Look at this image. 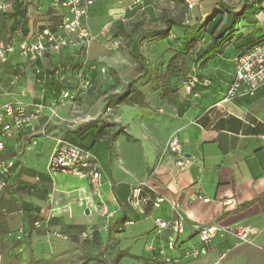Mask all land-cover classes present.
Instances as JSON below:
<instances>
[{"label": "crops", "instance_id": "1", "mask_svg": "<svg viewBox=\"0 0 264 264\" xmlns=\"http://www.w3.org/2000/svg\"><path fill=\"white\" fill-rule=\"evenodd\" d=\"M3 1L9 4L6 12H0L3 43L29 39L46 26L53 28L61 19L60 11L48 7L49 0ZM133 3L134 0H94L89 6L87 24L95 39L89 48L84 80L100 78L99 67L113 62L104 51L110 44L107 34L118 19L129 23L141 17L142 10ZM194 13L197 19L204 16L202 9L192 10L190 17L194 18ZM227 15L222 9L213 12L212 19L222 17L215 33L227 25ZM160 16L168 17L167 11H150L149 17ZM209 23L208 20L203 28L207 33ZM263 23L264 0L247 6L245 14L233 20L232 25L234 29L244 25L243 36L254 38L262 35ZM147 27L150 26L143 28ZM242 39L232 35L215 50L217 57H202L192 63L193 71L187 80L195 76L197 83L191 91L180 88L161 94L147 92L144 103L129 104L135 109L131 111L126 103L118 105L115 110L110 109L109 119L122 126L124 132L111 140L109 135L93 138L91 150L102 168L103 199L118 208L108 229L132 225V235L140 239L123 260L143 253L146 242L153 239L154 218H173L175 205L186 219L182 247L198 246L193 223L246 224L253 231L245 242L236 243L230 235L217 236L204 254L193 256L179 251L177 262L166 263L157 255L148 264H264V85L252 96L221 102L234 71V59L240 52L237 43ZM155 43L150 45L156 47ZM79 61L81 57L74 48L46 52L35 61L18 52L9 53L0 64V107L12 100L29 107L59 100L63 90L60 79L77 81L75 73L62 75L64 66H77ZM84 110L87 119H94L104 110L103 101L85 106ZM45 122L42 116L35 123L36 128ZM130 125L137 130L132 131ZM49 128L53 135L36 136L35 145L29 144V133L24 128L5 140L0 158H13L15 163L9 184L0 193V209L7 214L2 220L10 231L28 228L38 219L53 230L66 233L94 228L97 222L103 224L93 209L89 215L83 212L85 197L90 194L87 178L48 171V159L55 145L53 122ZM173 136L179 139L183 154L191 161L183 170L178 169L175 156L165 149ZM139 182L145 183L143 192L150 199L163 198L159 207L143 205L140 212L130 208V186ZM202 197L209 200L202 201ZM129 220L131 224L126 223ZM161 241L157 238L154 242L159 245ZM137 260L135 263L140 264Z\"/></svg>", "mask_w": 264, "mask_h": 264}, {"label": "rangeland", "instance_id": "2", "mask_svg": "<svg viewBox=\"0 0 264 264\" xmlns=\"http://www.w3.org/2000/svg\"><path fill=\"white\" fill-rule=\"evenodd\" d=\"M188 1L192 2V7L188 6L187 0H140V3L134 0L133 5L138 4L136 9L143 12L141 17L129 23L118 19L111 25L110 33H106L110 44L109 49L104 51L113 58L112 63L102 65L106 67V73L102 74L98 70L100 78L97 76L96 79L85 80L81 87L78 81L66 77L60 79L62 85L71 86L68 89L63 87L69 94L67 97L60 96L54 113L44 112L46 122L33 135L29 134V144L35 145L38 135H53L49 128L52 122L56 132L52 136L55 142L60 139L91 149V142L97 136L109 135L110 140L113 139L115 131L122 126L109 119L110 109L115 110L118 105L126 103L130 111L135 110L129 105L134 104L129 96H135L138 103H144L148 99L145 97L147 92L161 94L169 89L186 90L187 78L194 67L192 63H197L202 57L206 60L217 57L212 35L203 29L207 21L212 19L213 12L219 9L238 11L243 5L249 7L263 0ZM153 8L167 11L168 17H149ZM194 9H202L204 16L197 19L194 13L195 17H190ZM139 26H142V30L137 36ZM151 43H155L156 47ZM86 64L79 61L77 66H64L62 75L70 72L77 76L81 68L85 73ZM125 91H129L125 100L116 101L115 95ZM98 100L103 101L104 110L98 117L87 119L84 107H91ZM129 127L134 132L137 130L133 125ZM86 209L87 205L84 213ZM4 217H7L6 211L0 209V264H137L134 259H139L137 262L140 264H148L158 257L148 248L149 242H146V249L141 255H130L123 260V256L133 248V243L140 240L132 235V225L108 229L97 222L95 229L90 228L94 229L92 234L84 237L81 232L88 229L73 233L56 231L40 219L28 228L10 231L2 220ZM127 239H131L130 242Z\"/></svg>", "mask_w": 264, "mask_h": 264}, {"label": "built area", "instance_id": "3", "mask_svg": "<svg viewBox=\"0 0 264 264\" xmlns=\"http://www.w3.org/2000/svg\"><path fill=\"white\" fill-rule=\"evenodd\" d=\"M93 1L49 0L48 7L60 11L59 23L53 28L46 26L31 38L19 42L9 40L7 43H3L0 40V63L12 52H18L20 56L35 61L46 52L57 53L64 48H74L78 50V55L84 65L88 61L90 45L95 39V35L87 24L89 6ZM136 1L140 3V0ZM187 3L189 7H192V2L187 0ZM8 7L7 2L0 0V12H6ZM101 33L105 35L107 31ZM99 71L105 74L107 69L105 66H100ZM83 75V68H81L77 73L80 87L85 81ZM195 83H197L195 76L189 78L186 90L191 91ZM263 85L264 41L253 45L235 57L234 71L221 102H227L239 96H252ZM68 94L67 89L62 90L61 97H67ZM57 105L56 99L50 100L48 103L37 102L30 107L19 100L3 104L0 107V152L4 148L5 140L20 129L24 128L30 135H33L37 130L35 123L45 111L54 113ZM165 149L175 156V164L178 169L183 170L190 165L191 161L183 154L181 143L176 136L169 139ZM14 163L13 158H0V193L9 184ZM47 169L52 173L62 172L87 178L90 186V194L85 197L88 210L90 211L91 208L96 212L97 216L102 219L104 227H108L115 219L118 208L112 207L103 199L102 168L98 157L91 149L57 139L48 159ZM144 185V182L132 184L127 196V204L131 209L139 212L143 205L156 208L163 201L161 196L150 199L144 194ZM208 200L209 198L202 197V201ZM172 209L175 213L173 218L165 219L160 216L154 218V235L152 241L148 243V248L155 251L166 263L177 262L179 251L185 255L193 256L206 253L207 245L217 236L230 235L235 238L236 243H241L248 241L253 231L252 227L246 224L193 223L191 226L197 236L198 246L182 247L186 219L175 205H172ZM37 223L35 222V224ZM126 223L131 224L132 221L129 220ZM93 231L92 228L81 232V234L84 237H89ZM157 238L162 239L159 245L154 242Z\"/></svg>", "mask_w": 264, "mask_h": 264}, {"label": "trees", "instance_id": "4", "mask_svg": "<svg viewBox=\"0 0 264 264\" xmlns=\"http://www.w3.org/2000/svg\"><path fill=\"white\" fill-rule=\"evenodd\" d=\"M245 9H246V5H243V7L238 11H232L229 9L224 10L229 14L226 17V21H227L226 24L227 25L225 27H223V29L218 33H215L214 29L221 22L222 17H216V18L209 20L210 23H209V28L207 29V31L209 34L212 35L213 44H214L216 50L219 49L221 44H223L224 42H227L230 39V36H232V35L238 36V39L243 38L242 41L237 43V47L240 49V52L237 55H239L240 53H242L246 49L252 47L253 45H255L257 43H261L262 41H264V23H263V26L261 28L262 35L256 36L254 38L243 36L244 32H245V26L244 25H241L236 29L233 28V25H232L233 20H236V19L242 17L245 14ZM245 36H248V34ZM63 87H65L67 89L71 88V86L69 84H65V85H63ZM128 94H129V91H125L123 93L116 94L115 99L118 102H122L125 100V98L128 96ZM129 100L131 102L138 103L137 98L135 96H129ZM120 132H124L123 127H119V129L116 130L114 134L116 135Z\"/></svg>", "mask_w": 264, "mask_h": 264}, {"label": "water", "instance_id": "5", "mask_svg": "<svg viewBox=\"0 0 264 264\" xmlns=\"http://www.w3.org/2000/svg\"><path fill=\"white\" fill-rule=\"evenodd\" d=\"M85 213H86V214H89V210H88V209H86V210H85Z\"/></svg>", "mask_w": 264, "mask_h": 264}]
</instances>
